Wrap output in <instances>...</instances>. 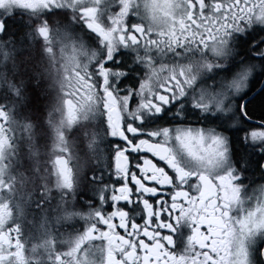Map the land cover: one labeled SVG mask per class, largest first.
I'll return each mask as SVG.
<instances>
[{
  "label": "snow or ice",
  "instance_id": "obj_1",
  "mask_svg": "<svg viewBox=\"0 0 264 264\" xmlns=\"http://www.w3.org/2000/svg\"><path fill=\"white\" fill-rule=\"evenodd\" d=\"M0 264H264V0H0Z\"/></svg>",
  "mask_w": 264,
  "mask_h": 264
}]
</instances>
